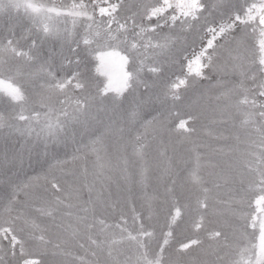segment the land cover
<instances>
[{
	"label": "snow or ice",
	"instance_id": "1",
	"mask_svg": "<svg viewBox=\"0 0 264 264\" xmlns=\"http://www.w3.org/2000/svg\"><path fill=\"white\" fill-rule=\"evenodd\" d=\"M5 16L0 264H264V0Z\"/></svg>",
	"mask_w": 264,
	"mask_h": 264
},
{
	"label": "rangeland",
	"instance_id": "2",
	"mask_svg": "<svg viewBox=\"0 0 264 264\" xmlns=\"http://www.w3.org/2000/svg\"><path fill=\"white\" fill-rule=\"evenodd\" d=\"M3 2L6 3L7 0H3ZM6 20H7V17H6V16L3 17V18H0V22H4V21H6ZM25 26H27V22H25ZM2 34H3V33H0V35H2ZM17 34H19V29L17 30ZM46 47H48V45H45V48H46ZM176 71L179 72L180 69L177 68Z\"/></svg>",
	"mask_w": 264,
	"mask_h": 264
}]
</instances>
